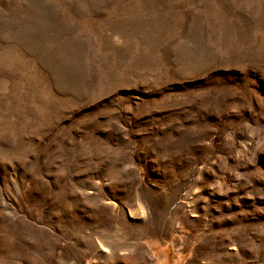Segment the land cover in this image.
Returning <instances> with one entry per match:
<instances>
[{
    "label": "rangeland",
    "instance_id": "1",
    "mask_svg": "<svg viewBox=\"0 0 264 264\" xmlns=\"http://www.w3.org/2000/svg\"><path fill=\"white\" fill-rule=\"evenodd\" d=\"M0 264H264V0H0Z\"/></svg>",
    "mask_w": 264,
    "mask_h": 264
}]
</instances>
